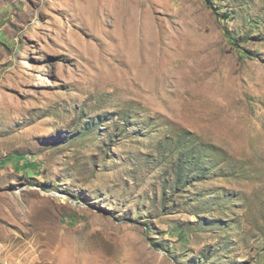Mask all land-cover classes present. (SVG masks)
<instances>
[{
	"label": "rangeland",
	"instance_id": "rangeland-1",
	"mask_svg": "<svg viewBox=\"0 0 264 264\" xmlns=\"http://www.w3.org/2000/svg\"><path fill=\"white\" fill-rule=\"evenodd\" d=\"M0 264H264V0H0Z\"/></svg>",
	"mask_w": 264,
	"mask_h": 264
}]
</instances>
